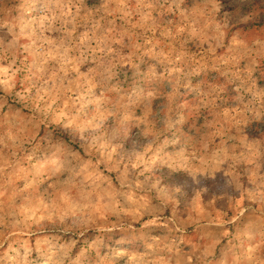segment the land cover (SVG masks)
I'll return each instance as SVG.
<instances>
[{
    "label": "rangeland",
    "instance_id": "rangeland-1",
    "mask_svg": "<svg viewBox=\"0 0 264 264\" xmlns=\"http://www.w3.org/2000/svg\"><path fill=\"white\" fill-rule=\"evenodd\" d=\"M0 264H264V0H0Z\"/></svg>",
    "mask_w": 264,
    "mask_h": 264
}]
</instances>
